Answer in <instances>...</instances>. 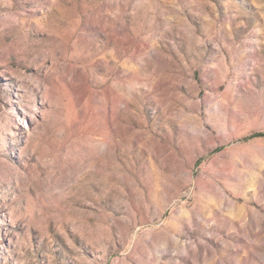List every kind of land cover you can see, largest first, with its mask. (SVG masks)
<instances>
[{"label": "rangeland", "instance_id": "1", "mask_svg": "<svg viewBox=\"0 0 264 264\" xmlns=\"http://www.w3.org/2000/svg\"><path fill=\"white\" fill-rule=\"evenodd\" d=\"M0 264H264V0H0Z\"/></svg>", "mask_w": 264, "mask_h": 264}, {"label": "trees", "instance_id": "2", "mask_svg": "<svg viewBox=\"0 0 264 264\" xmlns=\"http://www.w3.org/2000/svg\"><path fill=\"white\" fill-rule=\"evenodd\" d=\"M254 137H258V136H262V135H260V134H255V135H253Z\"/></svg>", "mask_w": 264, "mask_h": 264}]
</instances>
